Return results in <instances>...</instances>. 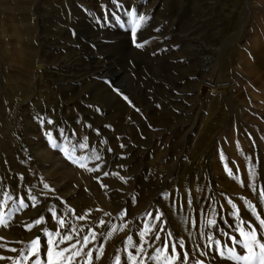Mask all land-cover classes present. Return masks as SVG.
Returning a JSON list of instances; mask_svg holds the SVG:
<instances>
[{
  "label": "rangeland",
  "instance_id": "rangeland-1",
  "mask_svg": "<svg viewBox=\"0 0 264 264\" xmlns=\"http://www.w3.org/2000/svg\"><path fill=\"white\" fill-rule=\"evenodd\" d=\"M132 9L148 17L137 32L140 48L130 34ZM60 128L75 132L72 143L89 145L78 156L102 157L87 161L98 171L49 146L45 132L59 140ZM0 187L29 205L16 211L0 196L5 258L15 260L19 252L10 249L43 235L40 216L56 228L48 211L55 206L61 217L66 208L87 214L84 221L67 216L85 232L92 225L110 231L100 219L117 225L111 238L89 245H103L94 264H113L146 222L154 223L149 254L171 232L173 241H185L189 264H231L214 251H193L206 250L201 232L227 240L201 225L215 219L231 231L228 200L245 220L256 223L245 200L264 217V0H0ZM157 210L161 222L150 221Z\"/></svg>",
  "mask_w": 264,
  "mask_h": 264
},
{
  "label": "snow or ice",
  "instance_id": "snow-or-ice-1",
  "mask_svg": "<svg viewBox=\"0 0 264 264\" xmlns=\"http://www.w3.org/2000/svg\"><path fill=\"white\" fill-rule=\"evenodd\" d=\"M127 15L132 18L130 34L133 43L138 48L143 47L142 43H136V37L138 30L144 26L148 17L138 14L135 9L129 11ZM117 19L119 20L118 17ZM125 99H127V97H125ZM44 122V120H41L42 124ZM47 123L51 124L53 122L48 120ZM58 133L59 140L54 138L52 131L45 132V137L53 150L59 151L71 163L89 172H96L99 170L100 165L93 168L87 167V161H100L102 159L97 152L94 151L91 156L77 155L78 149H86L89 145L86 142L81 143L79 141L72 143L71 136L75 135L74 131L69 133L63 128H60L58 129ZM83 139L87 141V137ZM60 140L64 142L61 143ZM121 147H123V145H121ZM109 151H111V149H109ZM221 158L224 159L223 153H221ZM246 160L250 161L251 158L246 157ZM255 168L256 165H252L249 169L250 177L255 176ZM226 171L229 176L239 179L230 169H226ZM103 175L108 176L109 173L104 172ZM250 187L253 189L254 193L257 191L255 184H251ZM43 189L48 190V192H55L47 183H43ZM45 195H47V192ZM0 196L5 198L3 201L4 203H7L8 200H12V206L16 211L25 209L29 206L25 203V198L23 196L18 199H13V195L4 192L2 187H0ZM27 198L32 201L33 206L36 205L37 197L33 195L30 189L27 192ZM258 198L261 208L264 209V188L259 190ZM57 199H59V197H57ZM175 203L176 202L173 201V206H175ZM228 203L233 209L228 215L233 218L234 223L228 224L227 219H224V224H226L231 231H226L223 227H220L215 219H208L201 225L202 228L208 226L214 227L219 232L220 236L227 237V240L221 241L211 233L206 234L201 232L202 236L206 235L207 237V242L203 245V248L206 250H201L200 245H196L193 255L195 252H199L201 256L207 257L209 252L214 251L221 259H227L231 264H264V217L261 216L257 208L250 201L245 200L244 203L247 205L248 211L256 221L254 224L252 220L243 219L236 203L232 200H228ZM187 204L188 207L191 208V195L188 196ZM180 207H184L183 203L180 204ZM48 211L51 213V218L56 222V228L49 230L46 226L47 221L45 217L43 215L40 216V218L35 221V225H44L40 229L43 235L35 236L30 243L25 244L24 247L19 250L16 248L10 249L12 252H19V256L15 260L13 257L5 258L3 256H0V260L8 259L12 261V264H94V262L101 259L103 255V245L98 248H90L89 245L93 244L101 236L106 235L107 238H111L113 233L117 231V225L100 219L99 224L105 228H110V231L106 233L97 232L95 230L96 226L92 225L89 227V230L85 232L82 227H78L68 220V214L75 215L73 209H64L66 215L63 217L57 215L55 206L49 208ZM126 214V210L122 211L120 213V218L122 219ZM105 215L110 214L105 213ZM147 216L150 221L161 222L162 213L157 210V214L154 217L152 213H148ZM86 218L87 214L75 215V220L77 221H84ZM190 223L195 226L197 222L190 221ZM0 226H8L3 215H0ZM31 227L32 225H29V229H31ZM126 227L127 225L122 224L120 230H124ZM153 227L154 223L150 224L146 222L142 229H138V241H134L132 236H128L122 254L115 256L113 264H189V252L185 248V241L183 239L173 241L171 239V232L165 235L159 247H155L153 254L148 253V248H152L153 244L146 239V237L152 236ZM160 231H163L162 225ZM154 240L161 241L159 231L155 233ZM228 241H231V245H229ZM146 245L147 247H145ZM178 246L180 251H177ZM85 249H87V251H85ZM214 258L215 257H213V259ZM191 264H204V261L194 259Z\"/></svg>",
  "mask_w": 264,
  "mask_h": 264
},
{
  "label": "bare ground",
  "instance_id": "bare-ground-1",
  "mask_svg": "<svg viewBox=\"0 0 264 264\" xmlns=\"http://www.w3.org/2000/svg\"><path fill=\"white\" fill-rule=\"evenodd\" d=\"M213 89V88H212ZM46 192H44V194H45Z\"/></svg>",
  "mask_w": 264,
  "mask_h": 264
}]
</instances>
